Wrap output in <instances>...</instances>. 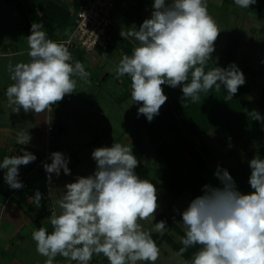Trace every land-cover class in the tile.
Segmentation results:
<instances>
[{
    "label": "clouds",
    "instance_id": "clouds-1",
    "mask_svg": "<svg viewBox=\"0 0 264 264\" xmlns=\"http://www.w3.org/2000/svg\"><path fill=\"white\" fill-rule=\"evenodd\" d=\"M240 8H249L257 0H234ZM42 22H33L27 37L28 62L9 63L13 81L6 89L9 105L25 113H42L75 93L78 77L88 83L89 73L79 61L73 65L69 49L46 38ZM220 30L209 15L205 0H154L152 12L137 29L127 35L138 46L131 56L124 55L115 66L117 77L131 78V98L138 108L137 116L151 122L159 115L168 97L162 85L181 87L184 107L189 98L200 100L201 92L213 87L226 89L233 99L246 82L242 70L232 63L206 71ZM189 75L191 80L189 81ZM250 119L264 124V116L253 109ZM28 138L19 143L25 145ZM22 155L5 156L0 169H5L4 182L11 189L24 187L19 167L27 166L37 157L22 148ZM96 168L93 174L78 176L67 183L57 201L60 212L50 217L51 233L40 227L32 233L36 251L46 257L44 264H54L59 255L77 264H90L93 255L103 254L109 264H155L160 248L151 233L139 221L154 218L158 190L148 179L135 171L139 161L132 150L120 143L95 148L91 153ZM51 163H43L51 193L52 174L71 175L70 157L55 151ZM252 191L241 193L227 169L219 165L214 176L222 187L205 184L202 195L195 197L181 213L186 229L177 255L199 245L191 261L184 264H264V158L255 156L249 162ZM41 207L42 194L32 197ZM166 222L155 223V231L163 232Z\"/></svg>",
    "mask_w": 264,
    "mask_h": 264
},
{
    "label": "rangeland",
    "instance_id": "rangeland-1",
    "mask_svg": "<svg viewBox=\"0 0 264 264\" xmlns=\"http://www.w3.org/2000/svg\"><path fill=\"white\" fill-rule=\"evenodd\" d=\"M55 1L66 7L67 11L74 12L76 0ZM7 3L0 0L1 48L6 46L4 48L12 51L29 48L27 37L31 33L24 25L20 27L24 22H21V19L19 20V14L18 16L13 15L11 9L7 8ZM205 3L209 15L213 17L220 30L214 45L215 51L212 54L214 60L222 59L226 46L238 40L237 58L233 63L240 70H244L246 66L249 68L244 74L249 89L246 98L256 99L260 97L264 85V6L253 10L252 5L249 8H240L234 0H205ZM127 9L135 10L140 17L137 19L131 16L132 14L127 12ZM150 15V6L147 0H118L117 6L110 14L115 35L121 39L128 38L138 45V42L133 37L128 36L127 33L133 25L138 29ZM124 55H128V53L117 43L116 45L114 43L110 48L107 56L99 52L98 54L88 52L82 55L80 63H82L86 72L90 74L88 77L89 82L85 83L78 77H73L77 80L75 93L66 95L69 104H63L65 106L62 107L64 108L63 113L68 118L67 131L64 134L62 132L59 135H50L51 138L49 137L46 141L41 138V146L43 147L40 148L41 151L48 148L49 155L52 152L59 151L70 157L71 175H64L62 171L59 177L52 174L51 192L58 201L67 183L74 182L78 176L93 174L96 164L91 153L95 148L110 147L113 143L128 146L139 161L135 171L139 169V166L145 171L144 176L136 171L137 175L141 178L145 176L149 179L153 178L157 182L159 207L154 214V218L150 217L147 220L139 221L143 229L151 233L152 238L160 248V257L155 264H184V261L188 260L182 255H177L179 251L173 248L174 244L172 243L182 245L181 240L185 235L172 230L168 221L172 220L185 232L186 229L181 221V213L195 197L191 193L190 186H186L180 195L173 196L167 193L163 186L164 184L173 186L172 178L171 180L158 179V168L163 167L166 158L160 157L155 149L162 143L167 132L158 134L159 138L155 139L157 141L155 143L149 138L148 131L152 128H150L149 123L144 124L143 115H140L139 118L137 116L138 108L141 105L136 104L131 98V81L128 80L127 75L118 78L114 71L115 66L118 65ZM26 58L30 60L28 54L13 56L7 58L5 63L9 61V63L15 65ZM162 88L168 99L161 107L159 114L165 112L164 114L168 115L167 109L171 107L169 96L165 85H162ZM154 118L157 119L158 116ZM6 120H8V117H6ZM12 121H16V118ZM174 135L179 138L180 148L184 154L193 156L189 149L194 145L197 152L213 168H217L218 165L227 168L236 163L249 164L248 162L255 156L264 158V150L261 153L259 152L261 143L258 140L242 139L235 142L220 127H214L206 133L189 138L179 136L177 132ZM3 151V149H0V159ZM28 151L32 152L30 148ZM46 163H51V160H47ZM5 171V169H0V180ZM25 173L26 166H20V180L25 176ZM142 179H146V177ZM2 193V190H0V197L3 196ZM20 207L30 212L33 219L37 217L38 212L43 210V208H37L35 203L32 206L24 203ZM36 211L37 214L34 215ZM161 220L166 222L167 227L163 232H156L155 223ZM0 236H4L10 245L12 242L16 243L14 247L16 253L6 254V260L0 257V264H12L8 260L13 258L16 260L25 259L26 254L21 249L22 247L18 245L20 236L13 238L11 235L6 234L1 225ZM30 259L35 260V264H44L46 257L44 258L40 254L36 256L32 254ZM64 259V257L61 258L57 264H66L69 261ZM69 262L77 264L76 261ZM90 264H109V262L103 254H94ZM137 264H150V262L140 261Z\"/></svg>",
    "mask_w": 264,
    "mask_h": 264
},
{
    "label": "trees",
    "instance_id": "trees-1",
    "mask_svg": "<svg viewBox=\"0 0 264 264\" xmlns=\"http://www.w3.org/2000/svg\"><path fill=\"white\" fill-rule=\"evenodd\" d=\"M14 1L15 6L19 10V20L21 19L23 25L28 29L29 33L33 22H42L43 28L41 29L46 33V38L59 43V41L66 37L72 24V11H67L66 7L58 4L55 0H8ZM150 6V12H152V4L154 0H147ZM84 0H76L74 9L78 8ZM264 6V0H257V3L252 5L253 10H257L258 7ZM133 11V12H132ZM132 14L131 16L140 17L139 13L135 10H128ZM115 45L116 43L124 49L131 56L134 47L138 46L136 42L128 38H117L114 35ZM238 46V40L227 45L224 49V56L220 60H210L206 67V71L219 65V67H228L237 58L236 48ZM82 58V55L79 56ZM78 61L75 59V62ZM73 65L75 63H72ZM249 70L248 66L242 72L245 74ZM245 76V75H244ZM128 80L131 78L127 76ZM191 76L189 75V81ZM166 91L169 96L170 108L167 109L168 115L164 113L157 115L158 118H154L151 122H148L146 117H142L144 124H150V131H148L149 138L153 143L157 142L155 139L159 138L158 134L166 135L163 137L162 143L156 147V153L160 157L166 158V163L163 167L158 168V179H165L173 181V186L169 184L163 185L167 193L178 196L182 193L186 186H190L191 193L194 197L202 195V187L205 184H210L214 187H222L221 182L214 176L216 168H213L207 160L197 152V148L192 145L189 151L193 156H187L180 148V140L175 136V132L182 137H192L194 135L206 133L214 127H220L228 137L232 138L235 142L242 139H255L261 143L260 153L264 150V124L259 121L252 120L247 115L248 112L255 109L262 116H264V85L262 88L261 96L256 99H247L246 94L249 92L248 86L245 82L243 86H240L237 94L233 99L227 98L226 89L221 87L220 90H216L215 87L209 92H201L200 100L193 103L189 98L187 107H184V101L182 99L183 93L181 87L172 88L165 85ZM7 88L0 89V96L6 91ZM127 93V92H126ZM62 104L65 102L60 101ZM60 132L62 129L60 128ZM169 160H168V159ZM223 168L222 166H220ZM141 166L136 170L140 175L144 176V172ZM227 169L234 181L237 188L241 193H249L252 191L248 183L251 174L249 164L236 163L229 166ZM140 171V172H139ZM161 176V177H160ZM154 185H157L155 179L147 178ZM142 177V178H145ZM17 203H21L20 198H15ZM167 220V219H166ZM168 221V220H167ZM37 226L42 227L39 218L35 219ZM172 230L185 235V232L175 223L168 221ZM173 248L179 251L183 245H177L172 243ZM200 246H194L189 248L182 256L191 261L193 254L198 250ZM73 263V261H72Z\"/></svg>",
    "mask_w": 264,
    "mask_h": 264
},
{
    "label": "crops",
    "instance_id": "crops-1",
    "mask_svg": "<svg viewBox=\"0 0 264 264\" xmlns=\"http://www.w3.org/2000/svg\"><path fill=\"white\" fill-rule=\"evenodd\" d=\"M4 2H8L7 8L11 9L13 15L18 16L19 11L15 6V2H9L8 0H4ZM21 22L23 21L21 20ZM22 25L23 24H21L20 27ZM1 42L2 41L0 40V89H4L13 83V81L10 79V73L7 66L9 65V61L5 63L6 59L23 54L27 55L29 48L12 51L10 49L4 48L6 46L3 47V45V48H1ZM28 61L29 59L26 58L22 62ZM63 102H65V105L69 104L67 96L64 97ZM65 105H63L61 102H58L56 105H52L42 113H25L21 108L17 113L15 112L17 106L9 105L6 91L0 96V149L4 150L1 155L2 157L0 159V163H2L5 156L11 157L22 155V148L27 151L30 148L32 150L31 153L37 157L34 162L30 163L32 164L31 166H29L30 164L26 166L25 176H23L20 180L25 182L23 188L16 190L11 189L7 183L3 184L4 175L0 180V190H2V194L4 196V198H2L3 196L0 197L1 228L4 229L6 234L11 235L13 238L20 236L18 245L22 247L21 249H23L26 254L25 259L16 260L13 258L8 260L12 264H35V260L33 261V259L30 258L32 254L35 256L38 254L36 251V243L32 239L33 231L39 229L35 222L37 217L33 219L30 216V212L20 206L24 203L30 206L34 205L35 202L33 201L32 197L34 196L35 191L39 190L42 194L40 208H43V210L38 212V214L36 211L34 215L37 214L36 216H38L42 227H45L49 233L53 231L50 224V217L54 212L56 214H59L60 212L56 198H54L52 192H49V185L47 183V174L45 170L36 168L35 166L44 156L48 158V161L50 160L48 148L46 150L44 149L45 151L40 150L42 147L41 138H43V141H46L50 135H59L62 132V134H64V132L67 131L68 118L67 115L63 113L64 108H62ZM6 117H8V120H6ZM14 118H16V121H12ZM50 124L54 126V130H49ZM60 128L62 129V132H60ZM29 136L30 140L27 144L23 145L19 143L22 138H28ZM44 196H47L48 198H45ZM15 198H20L21 203H17ZM51 208H53V210ZM15 244V242H12L10 245L4 236H0V257L6 260V254H15ZM61 258L63 257H59L58 255L55 258L54 264H57ZM64 260L67 259L65 258ZM66 264L71 263L68 261Z\"/></svg>",
    "mask_w": 264,
    "mask_h": 264
},
{
    "label": "built area",
    "instance_id": "built-area-1",
    "mask_svg": "<svg viewBox=\"0 0 264 264\" xmlns=\"http://www.w3.org/2000/svg\"><path fill=\"white\" fill-rule=\"evenodd\" d=\"M117 3L118 0H84L78 8L74 9L71 16V30L59 41L69 49L72 56L70 63H75V59L80 62L79 56L88 52L97 54L99 52L104 56L109 54L115 42L110 14ZM49 130H54V126L50 125ZM47 159L46 156L41 158L35 167L44 169L42 164L46 163ZM22 183L25 184V182Z\"/></svg>",
    "mask_w": 264,
    "mask_h": 264
}]
</instances>
